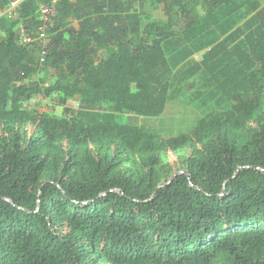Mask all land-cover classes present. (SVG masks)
<instances>
[{"label":"trees","instance_id":"16d2710c","mask_svg":"<svg viewBox=\"0 0 264 264\" xmlns=\"http://www.w3.org/2000/svg\"><path fill=\"white\" fill-rule=\"evenodd\" d=\"M246 1L250 18L211 42L237 0H156L167 19L144 26L128 0H60L44 63L21 42L36 1L0 18V264H264V5ZM205 49L177 70L167 56ZM199 73L222 86L221 109L170 137L136 123ZM39 95L78 107H29ZM185 148L186 169L164 180L163 155Z\"/></svg>","mask_w":264,"mask_h":264},{"label":"rangeland","instance_id":"374dc122","mask_svg":"<svg viewBox=\"0 0 264 264\" xmlns=\"http://www.w3.org/2000/svg\"><path fill=\"white\" fill-rule=\"evenodd\" d=\"M128 1L130 2V4L128 3V6L131 8V11L129 12L134 14L136 19L139 16L142 26L151 20L165 21L167 19L163 8L164 6L158 4L156 0ZM260 1L264 5V0ZM236 3L239 6L233 13L227 15L221 13L219 17L217 16L219 21L218 23L212 24L211 28H213V32L204 36L205 41L209 40L212 42L223 40L230 32L244 24L250 18L251 13H248L247 1L237 0ZM93 18L95 19V17ZM80 22V19L76 15L65 21L62 30L64 31L67 42L73 40V35L80 28ZM95 24L96 21L93 20L91 25L94 26ZM257 31V28H254L252 31L248 32V35L243 33L241 39L244 40L246 37L249 38ZM232 44L233 45L229 47L231 56L233 57V61L230 65H235L236 63L235 66H240L242 62L238 52L239 50L242 51L241 49L243 48L244 42L238 40ZM246 47L250 50L252 49L250 42L246 44ZM235 49H238V51H235ZM205 51L206 49L198 51L188 58L185 51H171L167 53V56L173 70H177V68L180 65L185 64V62L192 63L194 61H201ZM59 71L60 69H57L56 72ZM42 76L43 74L40 72L35 76V79H41ZM181 87L179 94H177L176 97L169 99L166 109L161 116L154 119L138 118L136 123L151 126L164 137L175 136L183 132L191 131L197 120H199L204 114L212 110L221 109L225 105V102L222 99V93L220 92L222 91V86L218 85L216 81H211L204 74L199 73L192 75L187 79L185 78L182 80ZM55 98L56 97L54 96L44 97L39 95L36 96L28 106L58 116L64 115L65 110L68 108L76 110L78 107V99L76 98L69 99L67 103H59ZM115 117L118 121L125 123L127 122L128 114L118 113L115 114ZM192 153L193 149L185 148L176 152L164 154L163 164L166 166L164 180L176 173L184 171L186 166L182 162V159L186 156L192 155ZM47 178H49V175L45 177V179ZM99 264H102V261H100Z\"/></svg>","mask_w":264,"mask_h":264},{"label":"built area","instance_id":"2783aa9c","mask_svg":"<svg viewBox=\"0 0 264 264\" xmlns=\"http://www.w3.org/2000/svg\"><path fill=\"white\" fill-rule=\"evenodd\" d=\"M31 0H10L4 13L0 15L7 16L14 19L18 17L19 11L22 8L23 3ZM37 3V21L38 25L35 28L24 31L21 36V42L24 44H30L39 42L41 45L40 61L44 63L46 55L48 53V46L51 41V29L54 26L56 17L59 14V2L60 0H34ZM2 32L0 31V39Z\"/></svg>","mask_w":264,"mask_h":264},{"label":"crops","instance_id":"0c3cea01","mask_svg":"<svg viewBox=\"0 0 264 264\" xmlns=\"http://www.w3.org/2000/svg\"><path fill=\"white\" fill-rule=\"evenodd\" d=\"M10 0H8V2H9ZM0 2H1V0H0ZM4 10L5 9H3L2 7H1V5H0V15H2L3 13H4Z\"/></svg>","mask_w":264,"mask_h":264}]
</instances>
